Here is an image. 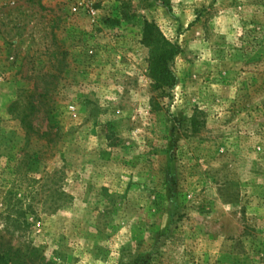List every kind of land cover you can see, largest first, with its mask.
I'll list each match as a JSON object with an SVG mask.
<instances>
[{
    "label": "rangeland",
    "instance_id": "1",
    "mask_svg": "<svg viewBox=\"0 0 264 264\" xmlns=\"http://www.w3.org/2000/svg\"><path fill=\"white\" fill-rule=\"evenodd\" d=\"M0 256L264 264V0H0Z\"/></svg>",
    "mask_w": 264,
    "mask_h": 264
},
{
    "label": "trees",
    "instance_id": "2",
    "mask_svg": "<svg viewBox=\"0 0 264 264\" xmlns=\"http://www.w3.org/2000/svg\"><path fill=\"white\" fill-rule=\"evenodd\" d=\"M143 41L150 50V76L156 89L160 91L171 89L175 86L176 78L170 64L180 53L179 47L169 42L154 23L145 24ZM0 264L9 263L4 256H0Z\"/></svg>",
    "mask_w": 264,
    "mask_h": 264
}]
</instances>
